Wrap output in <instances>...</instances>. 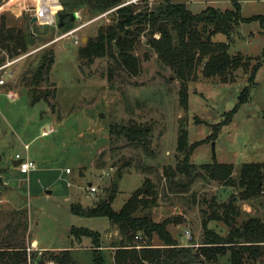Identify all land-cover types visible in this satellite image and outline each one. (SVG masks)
<instances>
[{"label": "rangeland", "instance_id": "obj_1", "mask_svg": "<svg viewBox=\"0 0 264 264\" xmlns=\"http://www.w3.org/2000/svg\"><path fill=\"white\" fill-rule=\"evenodd\" d=\"M169 1L184 3L192 13H198L207 7L231 10L235 0ZM236 1L242 18L264 19V0ZM127 2L130 3L126 6L138 14L150 13L162 1L123 0L121 4ZM62 10V7L47 8L46 0H0V20L4 18L7 26L22 31L27 28L29 31L33 16L47 12L51 15L32 26L36 48L9 60L17 62L0 72V80L4 81L0 86V199L5 201V207H0V239L9 223L8 214L23 209L31 222L30 238L37 239L44 250H68L76 264H93L90 240L83 238L72 244L69 238L70 228H84L100 234L99 252L105 264H111L109 245L116 238V231L106 218L72 215L70 206L94 207L114 191L111 207L119 211L130 195L148 181L158 195L152 219L170 221L167 230L179 245L199 246L203 212L211 213L210 201L226 202L238 190L203 178L197 179L187 194H174L162 177L163 169L175 168L182 159L176 151L179 131L187 133L188 145H196L190 163L197 167L214 161L231 164L236 175L245 163L264 162V35L260 21L241 24L228 40L221 34L213 38L228 43L229 54L246 59L249 69H239L234 73V81L222 83L219 78H204L198 65L187 83V105L183 107L178 81L148 45L151 37L148 25L134 44L133 54L140 65L137 75L112 72L110 76L107 58L88 63L79 60L77 51L100 29L114 24L115 11L101 18L102 14L94 17L85 10L76 11L74 21L70 24L65 18V30H61L57 24ZM79 26L83 27L72 36L59 39ZM164 28H168L166 23ZM152 38L158 40L159 35L155 33ZM46 52L54 55V64L48 83L42 84L39 92L49 96L32 104L25 79L30 78ZM256 64L260 66L247 102L239 106L228 124L217 128L226 122V113L238 104L240 93L248 86L250 69ZM7 91L17 98L10 100ZM129 122L148 130L150 155L123 139H110L109 126ZM49 127L54 129L53 133L42 137V130ZM24 145L29 146L27 157L35 165L27 175L20 174L12 165L15 154L25 156ZM127 161L128 166L117 174ZM114 174L119 182L114 181ZM175 180L182 181L183 177L176 176ZM90 184L97 190L94 194L88 190ZM193 197L195 204L191 203ZM238 207L241 213L238 222L248 216L264 219L262 198L239 202ZM207 228L221 236L228 232V227L217 221H208ZM185 231H189L190 241H186ZM159 244L156 238L152 240V245ZM31 248L29 244L27 251L34 258L29 264H38L37 258L44 252ZM216 264H230L228 256ZM257 264H264V258Z\"/></svg>", "mask_w": 264, "mask_h": 264}, {"label": "trees", "instance_id": "obj_2", "mask_svg": "<svg viewBox=\"0 0 264 264\" xmlns=\"http://www.w3.org/2000/svg\"><path fill=\"white\" fill-rule=\"evenodd\" d=\"M161 1L150 13L134 14L133 9L127 6L116 9L114 24L100 29L93 39H88L78 49L79 60L91 63L95 59L107 58L110 61V76L112 72L136 76L140 65L133 54L134 44L143 27L148 25L151 35L148 45L156 54L157 60L169 68L173 78L178 81L183 107L187 105V83L193 78L198 65L201 66L204 78H219L222 83L234 81V73L239 69H249L246 59L229 54L228 43L213 41V38L221 34L228 40L241 24L254 21H260L261 33L264 35L263 18H242L236 0L232 1L231 10L219 11L207 7L198 13H192L184 3ZM122 2L123 0H46V7H62L61 12L65 15L85 10L95 17L118 7ZM66 18L71 24L72 21ZM161 23H166L168 28L162 30L159 27ZM64 24L66 25L65 22ZM63 25L62 29L59 28L58 21L57 28L65 30ZM132 28H135V32ZM155 33L159 35L158 40L152 38ZM33 38L35 37L30 34L28 28L22 31L7 26L6 20L1 18L0 67L5 64V60H12L36 48ZM53 64L54 55L46 52L30 78L25 79L24 84L29 88L32 104L49 96V93L39 92V87L48 83ZM259 66L256 64L251 67L248 86L240 93L238 104L226 113V122L217 128L228 124L239 106L247 102L249 88L254 84ZM52 94L55 95V90ZM147 132L146 128L131 122L126 125H111L108 128L110 139H123L133 148H139L150 155ZM213 136L216 137V134ZM195 148L194 144L188 145L187 133L179 131L176 151L182 155V159L175 168L165 167L162 175L171 193L187 194L193 183L203 178L238 190L236 194L230 195L226 202L210 201L211 213L207 215L203 212L202 243L197 247L179 245L167 230L170 221L155 222L152 219L151 212L157 206L158 195L148 181L143 188L130 195L119 211H114L111 207L115 198L114 191L107 200L94 207L70 206L72 215L106 218L112 230L116 231V238L109 245L112 250L111 264H216L224 256H228L230 264H257L264 258V219L248 216L238 222L241 216L239 202L255 201L259 198L264 200V162L245 163L237 174L233 175L234 167L231 164L215 161L198 167L191 164L190 157ZM126 166L128 161L118 168L117 174ZM176 176L183 177V180L176 181ZM1 184L0 179V186ZM195 201L193 197L191 203L195 204ZM8 216L9 223L5 226L3 238L0 239V264H29L34 258L28 253L24 242L27 233L26 212L20 210ZM208 221L225 224L228 227L227 234L221 236L209 230ZM69 236L72 244L88 238L93 253V264H105L99 252V233L72 227ZM154 238L159 241V245H152ZM37 259L38 264H76L68 250L44 252Z\"/></svg>", "mask_w": 264, "mask_h": 264}, {"label": "built area", "instance_id": "obj_3", "mask_svg": "<svg viewBox=\"0 0 264 264\" xmlns=\"http://www.w3.org/2000/svg\"><path fill=\"white\" fill-rule=\"evenodd\" d=\"M132 1H134V0H132ZM129 3H130V2H127V3H125V4H121V5H119L118 7H116V8H114V9H112V10H109V11L103 13V14H102L101 16H99V17H100V18H101V17H104V16H106L108 13H110V12H112V11H115V10L118 9V8L124 7V6L128 5ZM82 27H83V26H79V27H77V28H75V29H72V30L66 32V33L63 34L59 39H62V38L68 37V36H72L74 33H76V32H77L78 30H80ZM75 44H77V41H75ZM14 62L16 63L17 60H16V61H10V62L7 61L4 65H2V66L0 67V72H1L2 70L6 69L7 67H9L10 65H12ZM2 85H4V81H3V80H0V86H2ZM5 94H6V96H7L10 100H12V101H14V100L16 99V96H17L15 93H12V92H10V91L5 92ZM53 131H54V129L51 128V127L46 128V129L42 130V132H41V136H42V137H46V136L52 134ZM23 150H24V154H25V156L20 155V154H15V156H14V162L17 164L15 168L19 171V173L22 174V175H27L29 172H31V171H33V170L35 169V165H34V163H33L32 161H30V160L28 159V157H27V152H28V150H29V146H28V145H24V146H23ZM66 173H70V171H69V170H66ZM88 190H89V192H90L91 194H94V193L97 191L96 188L93 187V186H89ZM184 235H185V239H186V241H190L191 236H190L189 231H185V232H184Z\"/></svg>", "mask_w": 264, "mask_h": 264}, {"label": "crops", "instance_id": "obj_4", "mask_svg": "<svg viewBox=\"0 0 264 264\" xmlns=\"http://www.w3.org/2000/svg\"><path fill=\"white\" fill-rule=\"evenodd\" d=\"M17 98V97H16ZM15 168V167H14ZM16 169V168H15ZM17 170V169H16ZM18 171V170H17ZM65 173H66V171H65ZM66 174H70V173H66ZM89 186H92L91 184L89 185ZM4 200H3V198H1L0 199V207L2 208V207H5L4 206ZM20 210H23V209H15L13 212H16V211H20ZM25 212H26V221H27V233H26V236H25V238H24V242H25V244H26V247H27V249H28V247H29V244L32 246V250H34V251H38V252H58V251H62L61 249H56V250H44L43 248H41V246H40V244H39V242L37 241V239H31L30 237V234H29V232H30V227H31V222H30V220H29V217H28V214H27V211L25 210ZM9 214H11V213H9ZM8 214V215H9ZM8 221H9V218H8ZM70 230V229H69ZM109 235H107V237H108ZM69 238H70V236H69ZM71 239V238H70Z\"/></svg>", "mask_w": 264, "mask_h": 264}, {"label": "water", "instance_id": "obj_5", "mask_svg": "<svg viewBox=\"0 0 264 264\" xmlns=\"http://www.w3.org/2000/svg\"><path fill=\"white\" fill-rule=\"evenodd\" d=\"M48 17H49L48 15H46L45 17L37 16V15H36V16H33V17L30 19V21H29V32H30V34L33 35V32H32V26H33V24H35L36 22L41 21V20H43V19H47ZM66 17H68L72 22H73L74 19H75L74 14H68V15H65V14H59V15H58L59 28L62 27V25H63V20H64ZM159 27H160L162 30H165V28H164V23H161ZM33 36H34V35H33ZM100 117H103V115L101 114ZM12 165H13V167H16L17 164H16L15 162H13ZM113 178H114V181H115V182H119V178L117 177L116 174H114Z\"/></svg>", "mask_w": 264, "mask_h": 264}, {"label": "bare ground", "instance_id": "obj_6", "mask_svg": "<svg viewBox=\"0 0 264 264\" xmlns=\"http://www.w3.org/2000/svg\"><path fill=\"white\" fill-rule=\"evenodd\" d=\"M46 15H48L49 17H48L47 19H43V20H48V19H50L51 15L49 14V12H47L46 14L41 15V16H42V17H45ZM43 20H41V21H43Z\"/></svg>", "mask_w": 264, "mask_h": 264}]
</instances>
